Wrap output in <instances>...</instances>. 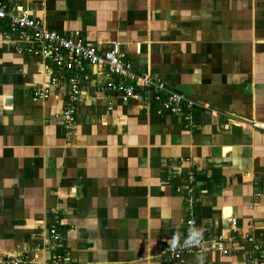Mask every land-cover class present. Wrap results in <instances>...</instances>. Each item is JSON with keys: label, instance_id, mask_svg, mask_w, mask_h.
Segmentation results:
<instances>
[{"label": "crops", "instance_id": "crops-1", "mask_svg": "<svg viewBox=\"0 0 264 264\" xmlns=\"http://www.w3.org/2000/svg\"><path fill=\"white\" fill-rule=\"evenodd\" d=\"M3 1L100 51L116 44L134 73L197 105L189 130L157 102L108 90L117 77L86 64L66 128L55 92L32 95L48 68L0 38V264H49L53 253L69 264H247L246 235L264 251V0ZM191 170L195 234L225 238L231 253L166 261Z\"/></svg>", "mask_w": 264, "mask_h": 264}, {"label": "built area", "instance_id": "built-area-1", "mask_svg": "<svg viewBox=\"0 0 264 264\" xmlns=\"http://www.w3.org/2000/svg\"><path fill=\"white\" fill-rule=\"evenodd\" d=\"M0 22L3 24L1 39L8 40L19 55H25L40 61L48 68V81L39 89L34 90V98H48L53 92L63 100L62 123L66 128L73 127L76 105L81 95V74L84 65L104 68L109 75L118 79L117 83L108 82V90H116L123 95V99L133 98L145 106L158 103L157 113L167 112L178 114L185 120V127L193 130L196 125L192 122L190 110L197 103L189 97L170 90L164 82L150 75L134 73L128 62L119 54L116 44H111L104 51L95 45L87 43L78 37H66L49 30L42 20L34 18L29 12H11L0 0ZM63 86L64 91L59 92ZM141 89L140 94L136 93ZM188 185L179 190L184 204L185 220L182 238L179 242L165 247L160 251V257L166 261L180 259L184 255L200 254L203 250L217 251L228 255L231 250L225 246L223 237L201 238L195 234L197 195L192 187L196 177L191 170L187 173ZM257 195H264V180L260 183ZM49 243L56 246L61 240L55 224L48 228ZM245 241L250 245L247 252V264H264V251L254 239L246 235ZM34 250H38L35 247ZM7 263L20 264L18 259L6 257ZM67 253H53L49 264H69Z\"/></svg>", "mask_w": 264, "mask_h": 264}]
</instances>
